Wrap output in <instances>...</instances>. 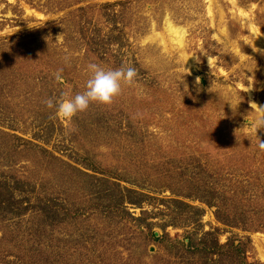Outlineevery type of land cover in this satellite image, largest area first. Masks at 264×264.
Instances as JSON below:
<instances>
[{
  "label": "rangeland",
  "instance_id": "rangeland-1",
  "mask_svg": "<svg viewBox=\"0 0 264 264\" xmlns=\"http://www.w3.org/2000/svg\"><path fill=\"white\" fill-rule=\"evenodd\" d=\"M262 38L264 0H0V131L55 156L8 146L2 162L18 159L14 174L34 179V192L55 194L53 264L62 251L65 264H88L101 246L113 264H171L182 254L169 239L206 232L220 243L246 238V260L264 263V229L254 221L263 187L253 178L264 173V152L248 123L253 103L264 105ZM90 62L138 75L111 105L92 103L70 122L52 118L43 101L83 92ZM256 134L264 141V131ZM124 191L126 223L107 209H119L113 197ZM217 207L234 226L216 218ZM12 228L3 229L2 248L27 231L10 237ZM140 230L164 238L148 241ZM25 249L17 253L30 264L33 249ZM184 257L199 263L198 253Z\"/></svg>",
  "mask_w": 264,
  "mask_h": 264
},
{
  "label": "trees",
  "instance_id": "trees-1",
  "mask_svg": "<svg viewBox=\"0 0 264 264\" xmlns=\"http://www.w3.org/2000/svg\"><path fill=\"white\" fill-rule=\"evenodd\" d=\"M1 110L2 108L0 109V112ZM8 128L12 129L13 126H8ZM11 135L13 137H11V139L8 141L6 139V132L0 131V240L6 238V230H3L4 228L7 229L10 226L13 227L11 230H8V233H10V237L16 235L18 232H21V229H26L27 231L20 236L8 238L7 240L9 242L12 241L10 245L6 246L9 248H2V241H0V252H5V258L7 256H11L13 257L12 259H14L13 261H0L5 264H26L28 261L25 258V255L21 251L20 254L17 253V251H19L20 249L26 250L25 248L29 246V248L33 249L32 254H30V264H53V260H55L57 256L56 252L49 248V246H51V239L48 238L49 235L47 234L52 231V228L55 225L53 223V218H55L54 214L58 212L54 208L56 206L55 200H57V198L55 194H44L43 192H40L38 190L34 192V187L31 184L32 182H35L34 179L18 176L12 171L13 165L17 164L18 159L12 158L11 163L9 164V168H6V163L2 162V156L7 151L8 146L14 152L18 147L24 145L28 146V144L36 148L39 147L38 150H43L44 152L51 154L49 155V158L51 159H54L55 156L47 149L42 148V146H38V144H33L27 140H24V142H22L21 144H14V139L12 138H19L20 140H22V138L16 136V134ZM243 145H245L246 147H248L249 145L250 147L252 146L248 142L247 144L243 143ZM237 153H240L242 157H244V153L241 150ZM250 153L252 157L253 153ZM247 158H250V156L247 155ZM251 159L252 158H250L248 161H250ZM253 178L260 186L263 187V192H257V197L264 198V173L255 171V173H253ZM124 190L126 192H130V189L128 188H124ZM125 191L123 192V194H120L119 197H113V200L116 201L115 206L117 208L119 207V209L114 210L115 208L113 209V207L111 206H108L107 209L110 208V211H112L114 218L119 214L120 221L126 223L131 217L127 218L130 213L126 206L123 205V198L126 196V194H128ZM257 197L256 194L252 195V198L256 199ZM76 209L79 208L74 209L75 214L77 213ZM259 210L261 213L259 215L257 214L258 222L256 221V218L254 221L257 225H259L258 228L264 229V204H260ZM224 211L230 213L229 215L235 213L232 209L229 208L226 210L224 209ZM220 212L221 211L217 207L215 210V216L218 220L226 225H235V220L221 216ZM67 213L68 211L65 212V215H68ZM240 227L243 228L242 225H240ZM216 230L217 229H214L213 234L216 233ZM140 231L141 234L145 235L144 239L147 238L148 241H150L149 236H151L152 241H161L164 238L163 235L156 236L153 233L148 235L147 231ZM106 233H110V231H107ZM209 234L212 233H204V235L201 238H198L196 241L193 240V238L190 236H185V238L187 239L186 242H181L176 239H169L172 242L170 245L172 247L176 246L181 251L180 256L182 254L178 262H175L174 260L169 262L171 264H191L192 260L188 261V258L184 257V253L189 252L190 254L198 253V264H223L226 258L228 262L233 260V264H264L261 262L251 263L246 260V238L238 239V242L236 244L234 243L235 240H232V238H229L225 242L220 243L217 234H214L212 236H209ZM206 235H208L209 237L206 238ZM111 237H109V239ZM111 242L112 240H109L105 244L107 246H105L104 250V253H109V256H112L113 247L111 245ZM94 245L100 246L101 243L94 241ZM40 247L41 250H39ZM63 247L64 246H61V248ZM101 247L97 250H92L93 255L90 254L84 259H90L89 263L94 264V261L97 260V258L101 257L100 260L98 259L97 264H113V262H109L108 259H104V257L102 256V251L100 250ZM10 248H13L14 250H11ZM47 248L48 250H46ZM249 248L250 246L248 247V249ZM95 251H98V254H95ZM59 257H63L61 264H65L66 256L64 251L59 254Z\"/></svg>",
  "mask_w": 264,
  "mask_h": 264
},
{
  "label": "clouds",
  "instance_id": "clouds-1",
  "mask_svg": "<svg viewBox=\"0 0 264 264\" xmlns=\"http://www.w3.org/2000/svg\"><path fill=\"white\" fill-rule=\"evenodd\" d=\"M86 69L88 79L84 84L83 92L73 95L70 89H66L61 92L59 99L54 101L53 98H48L43 101L47 108L55 109L52 118L58 117L70 122L77 113L86 111L92 103L111 105L114 98L121 94L122 84L134 85L135 78L138 75L134 67L124 65L116 69H105L97 63L90 62L87 64ZM62 72L63 68H60L54 74L57 81L62 80ZM197 83H199V78H197ZM253 105L256 115L248 123L251 125V132L257 138L258 149L264 152V141L256 134L257 130L264 131V105L258 106L255 103ZM71 131H74V129H69V132Z\"/></svg>",
  "mask_w": 264,
  "mask_h": 264
},
{
  "label": "bare ground",
  "instance_id": "bare-ground-1",
  "mask_svg": "<svg viewBox=\"0 0 264 264\" xmlns=\"http://www.w3.org/2000/svg\"><path fill=\"white\" fill-rule=\"evenodd\" d=\"M172 27H170V29H171ZM173 31H175V32H177V30L176 29H174ZM262 36V35H261ZM264 38H262V39H260V40H263Z\"/></svg>",
  "mask_w": 264,
  "mask_h": 264
}]
</instances>
